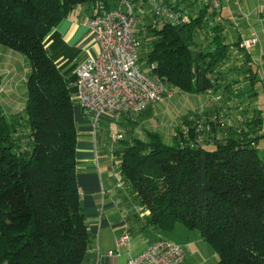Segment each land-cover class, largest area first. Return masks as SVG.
<instances>
[{"label": "trees", "instance_id": "obj_1", "mask_svg": "<svg viewBox=\"0 0 264 264\" xmlns=\"http://www.w3.org/2000/svg\"><path fill=\"white\" fill-rule=\"evenodd\" d=\"M154 1L177 21L154 15V22L140 24L146 36L138 35L139 43L148 49L139 62L167 89L220 92L230 44L213 24L215 9L201 0ZM125 2L135 11L154 7L152 0H0V45L29 67L24 106L8 115L0 106V264H83L94 251L75 172L69 81L43 40L73 12L93 17ZM222 101L184 114L172 144L150 132L146 139L117 140L118 175L147 212L145 226L198 231L217 264H264V161L257 152L263 121L255 110L227 126L219 112L225 96Z\"/></svg>", "mask_w": 264, "mask_h": 264}, {"label": "crops", "instance_id": "obj_2", "mask_svg": "<svg viewBox=\"0 0 264 264\" xmlns=\"http://www.w3.org/2000/svg\"><path fill=\"white\" fill-rule=\"evenodd\" d=\"M251 2L255 3V7L249 10L250 13L245 10L244 12V7L248 10ZM146 10L145 8L144 11ZM144 11L142 13L145 14ZM139 16L138 26H136L137 37L145 35L144 30L142 32L139 30L140 24L147 22V19H142L145 15ZM89 17L90 13L84 10L73 12L50 29L43 43L58 70L69 81V92L73 100V115L78 132L75 172L83 211L95 246L85 264H126L129 255L139 253L156 239H169L168 231L145 226L142 220L147 212H141L135 203L126 201L122 190L119 189L122 186L117 187L110 181L103 180L105 159L101 156V150H105L106 144L100 130L94 129L90 120L83 115L76 96V68L86 56H94L98 52V47L93 42L87 26ZM211 18L213 24L218 23L223 27L222 32L226 42L234 44L233 46L236 47L234 49L243 53L244 60L249 63L255 57L264 60V0H222L221 6L214 10ZM232 27L234 30H231ZM231 31L234 32L231 33ZM228 33H231L233 41L227 39ZM255 35L258 41L248 51L240 50L235 45L236 42ZM229 48L232 47L229 46ZM28 73L29 67L25 58L0 45V106L5 115L16 112L24 106ZM250 73L252 74L251 70ZM208 95H197L200 100L199 109L209 106L211 108L212 104L210 105L211 100L207 99ZM139 119L140 117L134 113L122 114L118 119H112L106 115L100 119V127L102 123L115 128L122 126L127 130L132 126L134 131L138 128ZM125 232H129L128 241L124 246L117 248V240ZM198 234L185 233L183 236L187 237V244L174 241L185 251L186 256L182 264H188L186 260L191 254L189 251L188 255L185 247L194 246V250L197 247L203 251L208 250L204 245L205 241ZM115 251L118 252L117 255L110 254Z\"/></svg>", "mask_w": 264, "mask_h": 264}, {"label": "built area", "instance_id": "obj_3", "mask_svg": "<svg viewBox=\"0 0 264 264\" xmlns=\"http://www.w3.org/2000/svg\"><path fill=\"white\" fill-rule=\"evenodd\" d=\"M154 2L153 13L165 20L177 21V15L166 10L159 1ZM211 9H218L222 0H201ZM242 1V0H236ZM87 26L92 40L98 47L96 55L86 56L76 68V96L82 113L94 129L100 119L109 116L118 119L125 113H139L164 97H171L165 80L149 74L139 65L136 37L137 15L131 4L123 9L112 8L89 17ZM258 41L257 36L240 41L241 48L249 49ZM151 66H154L152 64ZM122 138L113 134L112 141ZM118 176L115 185L121 187ZM129 237L125 232L116 246H124ZM117 255L118 252H110ZM183 247L169 239L158 238L135 255H129L126 264H182Z\"/></svg>", "mask_w": 264, "mask_h": 264}, {"label": "rangeland", "instance_id": "obj_4", "mask_svg": "<svg viewBox=\"0 0 264 264\" xmlns=\"http://www.w3.org/2000/svg\"><path fill=\"white\" fill-rule=\"evenodd\" d=\"M254 7L255 3L251 2V4L248 6V10L244 7L243 11L245 10L249 12V10L251 11ZM141 11H138L139 13L135 11V13L139 15H145V17L142 19H147L146 23H148V21H155L153 10H146V12L144 11L145 14L141 13ZM139 17H137V26ZM231 30H234V28L232 27ZM233 32L234 31H231V33ZM231 33H228L227 36L229 41H233ZM144 36H146V33ZM149 39L150 37L147 36L146 40ZM138 40L141 42L140 40L142 39L138 38ZM233 45L234 44H230V47L232 48L229 49V58L225 64L226 69H228V75L223 74L224 83L220 85V92H210V95L209 97L207 96V99L209 98L208 100H211L210 105L214 103L215 105L220 104L222 106L224 103L222 99L225 96L226 106L224 105L219 110V112L222 114L221 117L223 118L222 120L224 123L228 121L226 123L227 126L230 124L234 125L239 123L238 118L240 117L244 118L246 116H253L255 110H258V113H260L261 119L263 121L261 124L260 133L264 134V60L259 59V57H255L249 63L243 59V53L237 52V49H234L236 47ZM238 47L240 46L238 45ZM147 49L148 46L144 47L140 44L138 49V57L144 58ZM242 50L248 51L249 49L242 48ZM139 65L143 70H147L144 61H140ZM248 68H251V71L255 74L252 75ZM169 89L172 92V96L164 97L161 100L156 101L149 107L147 111L142 113L139 116L140 119L138 121V128H135L134 131L133 129L131 131L127 130V128H123L122 126L115 128L106 125V123H102V126L100 127V120L98 130H100L102 133L104 142L106 144L104 147L105 150L101 148V156L105 159V163L103 165V180L105 182L108 180L114 185L117 181V177L119 176L118 165L120 162V157L115 152L119 150L120 146L117 142H112L113 134H121L124 140H129L131 136L132 138L138 137L140 139H146L147 132L158 133L165 143L172 144L174 127L178 125L180 118L187 112L199 109L198 107L200 106V100L198 99L197 94L182 92L174 87ZM214 104H212V106H214ZM228 107H230V109ZM209 108L210 106L204 107L203 109L201 108L199 110H208ZM230 110L231 112H229ZM237 115L238 118L236 117ZM205 147L209 150L213 149V146L211 145H206ZM257 152L258 156L264 161V136L259 138L257 143ZM121 182L122 187L119 189L122 190L123 197L126 199V201L133 202V195L130 194L129 187L125 185L122 179ZM139 210L141 212L143 211L140 207ZM181 231H184L185 233H199L196 230H189L181 224H176L172 230H168L167 236L172 241H178L182 242L183 244H187V237L183 236L185 233H182ZM204 245L208 250L203 251V249L198 247L194 250V246L185 247L188 255L189 251H191L189 259L186 260V263L217 264L218 257L216 252L206 242H204ZM83 264H85V262Z\"/></svg>", "mask_w": 264, "mask_h": 264}]
</instances>
